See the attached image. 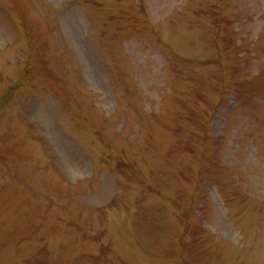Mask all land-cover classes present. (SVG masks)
Wrapping results in <instances>:
<instances>
[{
	"label": "rangeland",
	"instance_id": "obj_1",
	"mask_svg": "<svg viewBox=\"0 0 264 264\" xmlns=\"http://www.w3.org/2000/svg\"><path fill=\"white\" fill-rule=\"evenodd\" d=\"M0 264H264V0H0Z\"/></svg>",
	"mask_w": 264,
	"mask_h": 264
}]
</instances>
